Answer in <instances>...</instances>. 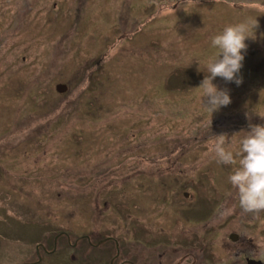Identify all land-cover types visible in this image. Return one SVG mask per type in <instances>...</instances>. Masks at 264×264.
Returning <instances> with one entry per match:
<instances>
[{
	"label": "rangeland",
	"instance_id": "1",
	"mask_svg": "<svg viewBox=\"0 0 264 264\" xmlns=\"http://www.w3.org/2000/svg\"><path fill=\"white\" fill-rule=\"evenodd\" d=\"M255 20L253 37L245 40L243 82L216 77L231 103L211 114L196 88L217 51L211 38ZM2 36L0 264L35 261L36 244L51 246L57 231L84 233L72 219L85 221L86 230L115 229L127 247V221L118 218L116 229L104 217L114 215L108 204L100 199L94 206L92 194L85 203L77 191L92 177L96 185L119 181L120 166L137 162L153 171L137 180L149 184L160 167L162 181L173 183L160 193L182 198L191 192L204 206V197L215 206L226 193L247 221L244 233L264 241V211L239 207L238 190L228 181L235 166L218 164L214 152L215 136L225 134L235 153L251 125L264 126V0H198L185 10L182 0H0ZM99 58L105 81L100 91L85 94L82 70ZM57 81L69 85L66 94H57ZM136 148L139 155L131 158ZM51 172H63L64 182L43 177ZM233 222L241 234L236 215ZM66 253L40 264H72Z\"/></svg>",
	"mask_w": 264,
	"mask_h": 264
},
{
	"label": "flooded vegetation",
	"instance_id": "2",
	"mask_svg": "<svg viewBox=\"0 0 264 264\" xmlns=\"http://www.w3.org/2000/svg\"><path fill=\"white\" fill-rule=\"evenodd\" d=\"M4 38L2 36L0 41ZM102 61L99 58L94 63L88 62L83 68L82 81L86 79L87 84L85 94L95 93L102 88L101 83L105 81ZM58 83L64 85L61 86L64 90H58L57 94H66L69 85L57 81L53 84L56 89ZM53 105L54 102L51 103L52 107ZM58 117V113L52 115V118L57 119L54 126H59ZM76 144L79 146V142ZM139 144H142V148L146 145L144 142ZM139 148L133 150L135 153L131 154V158L137 159ZM152 148L159 150L156 144ZM151 158L159 162L158 156ZM135 159L132 161L136 162ZM159 168H156L157 177L149 179L148 184L146 179H137L146 172H150L149 175L153 172L149 164L126 163L118 170L125 173L119 181L106 180L103 185H96V180L92 177L80 185L81 190L77 191L85 203L92 194L94 206L95 200L99 202L100 199L103 206L108 204L111 207L109 210H114V215L103 216L110 218L116 229L118 218L127 221V241L124 244L127 247L122 245L123 240L115 229L86 230L85 221L80 223L79 219H72L76 221L74 225L81 226L84 233L75 230L77 234H72L66 229L57 231L51 240V246H48L49 243L36 244L35 261L21 264H40L43 259L58 255L62 250L67 251V258L72 264L77 261H81L80 264H264L263 239L257 243L254 237L244 233L245 217L238 205L229 204L226 193L215 206L208 203L212 202L209 196L203 198V202L207 203L204 206L200 198L196 199L191 192L184 191L182 198L176 192L160 193L162 188L168 189L173 183L162 181ZM111 169L115 171L116 167ZM171 169L168 166L169 172ZM82 172L84 171L75 173V181L78 183L83 176ZM43 177L56 179L59 184L64 182L63 172H51ZM60 189L61 192L62 188ZM62 192L65 193L64 189ZM234 211H238L237 214ZM234 214L241 225V234L231 229ZM260 249L262 251L259 252ZM53 260L55 258L50 262Z\"/></svg>",
	"mask_w": 264,
	"mask_h": 264
},
{
	"label": "clouds",
	"instance_id": "3",
	"mask_svg": "<svg viewBox=\"0 0 264 264\" xmlns=\"http://www.w3.org/2000/svg\"><path fill=\"white\" fill-rule=\"evenodd\" d=\"M198 0H182L184 10L196 6ZM257 20L226 26L223 31L211 38V46L217 51L207 61V75L196 87L201 90L202 98H207L203 106L212 114L231 103L227 89H219L213 83L216 77L235 82H243L239 76L247 50L245 40L251 36V30L257 27ZM251 130L241 140L239 151L233 152L226 145L225 134L215 136L214 152L218 164L233 165L228 176L231 186L238 190L239 204L244 212L264 211V126L251 125Z\"/></svg>",
	"mask_w": 264,
	"mask_h": 264
},
{
	"label": "water",
	"instance_id": "4",
	"mask_svg": "<svg viewBox=\"0 0 264 264\" xmlns=\"http://www.w3.org/2000/svg\"><path fill=\"white\" fill-rule=\"evenodd\" d=\"M58 90L59 91H63L64 90V89L61 88V85L60 84H58Z\"/></svg>",
	"mask_w": 264,
	"mask_h": 264
}]
</instances>
